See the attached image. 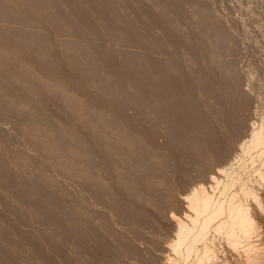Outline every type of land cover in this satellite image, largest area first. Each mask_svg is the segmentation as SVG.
<instances>
[{
	"label": "rangeland",
	"instance_id": "rangeland-1",
	"mask_svg": "<svg viewBox=\"0 0 264 264\" xmlns=\"http://www.w3.org/2000/svg\"><path fill=\"white\" fill-rule=\"evenodd\" d=\"M96 53L123 58L131 68L167 65L159 66L166 70L162 77L170 79L169 87H152L151 92L143 81L147 86L138 95L128 81L138 71L128 75L121 69L129 79L122 81L125 87L111 90L120 82ZM77 63L86 70L80 71ZM61 90L67 93L62 98ZM225 96L233 115L224 112ZM78 98V103L87 101L83 105L89 115L94 112L86 120L93 117L104 126L76 115L71 105ZM151 99L153 106H146ZM160 109L177 121L173 127L182 129L179 142L166 122L158 120ZM215 112L224 113L216 117ZM189 115H196V125L188 129L198 134L190 142H199L204 132L219 134L205 144L211 151L187 148L183 129ZM228 116L234 117L232 122ZM95 126L113 127L121 138L116 132L110 148ZM263 127L264 0H0V264H211L214 259V264H264V151L258 149H264ZM48 134L53 140L46 136L45 143L56 141L51 150L42 139ZM130 149L137 151L134 157ZM218 168L222 178L216 177ZM211 201L225 202L222 207L230 205L232 211L213 218L194 238L189 254H182V248L174 251L170 244L176 241V227L194 235L196 215H207Z\"/></svg>",
	"mask_w": 264,
	"mask_h": 264
},
{
	"label": "bare ground",
	"instance_id": "bare-ground-1",
	"mask_svg": "<svg viewBox=\"0 0 264 264\" xmlns=\"http://www.w3.org/2000/svg\"><path fill=\"white\" fill-rule=\"evenodd\" d=\"M33 1H34V0H33ZM35 2H36V1H35ZM196 9H197V8H196ZM92 16H93V15H92ZM198 16H199V15H198ZM173 17H174V16H173ZM200 17H201V16H200ZM93 18H94V17H93ZM174 18H175V20H176V17H174ZM94 19H95V18H94ZM96 19H98V18H96ZM200 19H201V18H200ZM201 21H203V20H201ZM204 21H205V20H204ZM97 22H98V21H97ZM97 22H96V23H97ZM172 22H175V21L172 20ZM196 22H197V20H196ZM199 22H200V20H199ZM167 24H168V23H167ZM199 24H200V23H199ZM205 26H206V25H205ZM198 27H199V26H198ZM95 28H96V27H95ZM95 28H93V32L95 31ZM199 28H200V27H199ZM203 29H204V27H203L201 30H203ZM91 30H92V29H91ZM196 30H197V29H196ZM205 32H206V31H205ZM203 33H204V32H203ZM197 34H198V37L201 36V32H200V31H199V33H197ZM204 34H205V33H204ZM204 36H205V35H204ZM31 37H32V36H31ZM27 38H28V37H26V39H27ZM201 38H202V37H201ZM204 38H205V37H204ZM28 39H30V38H28ZM24 40H25V39H24ZM31 40H35V41H36V39H33V38H32ZM35 41H32V42H35ZM206 41H207V40H206ZM30 42H31V41H30ZM30 42H28V43H29V44H32V42H31V43H30ZM210 42H211V41H210ZM208 43H209V42H208ZM25 44H26V43H25ZM29 44H28V45H29ZM176 44H178V43H176ZM177 46H178V45H177ZM179 46H180V43H179ZM23 48H25V47H23ZM23 48L21 47L19 51H22L21 49H23ZM27 48H28V47H27ZM17 49H19V48H17ZM13 51H14V50H13ZM17 51H18V50H17ZM19 51H18V52H19ZM24 51L26 52V50H24ZM27 51H28V50H27ZM15 52H16V51H15ZM18 52H16L18 56H19V54H20V55H22V57H23V56L25 57V54H23V53H25V52H22V53L20 52L19 54H18ZM93 52H94V51H93ZM10 53H11V52H10ZM16 53H11V55H13V54L16 55ZM27 53H29V52H27ZM209 53H212V54H210V56H214V53H213V52H210V51H209ZM88 54H89V53H88ZM91 54H93V53H91ZM96 54H98V55L101 56L104 60H106V62H107V66L111 69L110 74H111V75H114V76L117 78V80H118L117 82H120V85L117 84V85H114L113 88L110 87L111 90L114 89V88H115V90H120V89H119L120 86L125 87V86H123L124 84L122 83V81H123V80H126L127 75H126L124 72H122L121 69H122V70H127V71H128V75H130L129 73H132V72H136V71H138L136 74H131V75H132V76H131V80H128L129 78H127V80L132 84V87L135 85L134 87L136 88V91H134L135 89H134L133 91L136 92V94L141 93V92H139V90L141 89V87H144L146 84L148 85L147 88H149V91H151V92H152V87H154L153 89H159V88H160L161 86H163V85H166V86L169 87V84H168V83L170 82V79L168 78V81H167V77H166V75H165V78H164V79H163V77H162V74H165V73H166V70H165V71H161V70H160V68H161L160 66H162V67L165 68V67H167V65H163V64L160 65V64L155 63L156 66H155V65L152 66L151 64H144L143 67H142V66L140 67L139 65L137 66V64H136V65H134V66L136 67V68L134 67V68H135V69H134V68H131V67H133V66L127 64V63L124 61L123 58H119V59L115 58V60H114L113 57L111 58L110 56H107V55L105 56L104 54H101V53H96ZM215 54H216V53H215ZM17 55H16V56H17ZM18 56H17V57H14V59H15V60H17L16 58L19 59L20 56H19V57H18ZM77 56H78V55H77ZM30 57H31V56H30ZM30 57H29V58H30ZM75 57H76V56H75ZM75 57H74V58H75ZM31 58H32V57H31ZM74 58H73V59H74ZM77 58H78V57H77ZM91 58H92V57H91ZM25 59H27V58H25ZM25 59H24V60H25ZM32 59H33V58H32ZM32 59H31V60H32ZM73 59H72V62H73ZM19 60H20V59H19ZM27 60H28V59H27ZM76 60H77L78 62H79V60L81 61V59H79V58L76 59ZM76 60H75V63H76ZM17 61H18V60H17ZM20 61H21V60H20ZM29 61H30V60H29ZM92 61L95 63V60H94L93 58H92ZM115 61H116V62H115ZM31 62L33 63V61H31ZM81 62H82V61H81ZM81 62H79V63L81 64ZM114 62L116 63V65L114 64ZM70 64H71V63H70ZM100 64H101V63H100ZM108 64H109V65H108ZM112 64H113V65H112ZM152 64H154V63H152ZM218 64H219V63H218ZM17 65H18V64H17ZM20 65H21V64H20ZM20 65H19V66H20ZM81 65H82V64H81ZM81 65L78 66V63H77L75 66L80 67V71L86 70V67H85V66H83V67H85V68H84L83 70H81V67H82ZM159 65H160V66H159ZM215 65H216V64H215ZM91 66H92V65H91ZM157 66H159V69L157 68ZM78 67H77V71L79 70ZM88 67H89V65H88ZM220 67H221V65H220ZM17 68H18V67H17ZM40 68L43 69L42 67H40ZM40 68H39V69H40ZM75 68H76V67H75ZM89 68H90V67H89ZM89 68H88L87 70H89ZM93 68H94V67H93ZM93 68H92V69H93ZM217 68H218V67H217ZM35 69H36V68H35ZM41 69H40V70H41ZM220 69H221V68H220ZM43 70H45L47 76H49L48 74H49L50 72H48V70L46 71V69H43ZM43 70H41V72H43ZM93 70H94V69H93ZM218 70H219V69H218ZM97 71H98V70H97ZM97 71H95V72L98 73L99 71H98V72H97ZM219 71H220V70H219ZM30 72H31V71H30ZM35 72H36V71H35ZM47 72H48V73H47ZM220 72H222V71H220ZM37 73H38V71H37ZM43 73H44V72H43ZM43 73H41V75H42ZM83 73H84V72H83ZM85 73H88L89 76H88V75H87V76H88V77H91V76H90L91 71H90V74H89V72H85ZM93 73H94V71H93ZM225 73H226V72H225ZM39 74H40V73H39ZM44 74H45V73H44ZM117 75H118V77H117ZM133 75H134V76H133ZM42 76H43V75H42ZM94 76H96V75H94ZM104 76H105V75H104ZM106 76H107V75H106ZM109 76H110V75H109ZM122 76H126V77H122ZM128 77H130V76H128ZM133 77H135V80H136L135 83L132 82V78H133ZM224 77H225V75H224ZM136 78H137V79H136ZM226 78H227V77H226ZM100 79H101V78H99V80H100ZM103 79H104V77H103ZM105 79H106V78H105ZM112 79H113V78H112ZM133 80H134V79H133ZM93 81H94V80H93ZM100 81H101V80H100ZM100 81H99V82H100ZM103 81H104V80H103ZM143 81H144L146 84H145ZM43 82H44V81H43ZM96 82H97V81H96ZM96 82H95V83H96ZM129 82H128V83H129ZM107 83H108V82H107ZM121 83H122L123 85H122ZM133 83H134V84H133ZM43 84H44V83H43ZM99 84H100V83H99ZM99 84H98V85H99ZM102 84H103V83H102ZM108 84H110V83H108ZM44 85H46V84H44ZM48 85H49V87H50V84H48ZM48 85H46V86H48ZM54 85H55V84H54ZM103 85H105V83H104ZM103 85H102V86H103ZM112 85H113V84H112ZM128 85H130V84H128ZM128 85H127V86H128ZM147 85H146V86H147ZM156 85H158V87H157ZM46 86H45V87H46ZM102 86H100V87H102ZM105 86H106V85H105ZM118 86H119V87H118ZM49 87H48V88H49ZM51 87H52V84H51ZM51 87H50V88H51ZM53 87L56 88V86H53ZM106 87H107V86H106ZM108 87H109V86H108ZM116 87H118V89H117ZM122 87H121V88H122ZM102 88H104V87H102ZM52 89H54V88H52ZM57 89H59L58 86H57ZM106 89H107V88H106ZM143 89H146V88H143ZM55 90H56V89H55ZM103 90H104V89H103ZM107 90H108V89H107ZM122 90H123V89H122ZM205 90H207V86H205ZM58 91H59V90H58ZM61 91L64 92V93H61V95H60L61 98H62V94L64 95V94H67V93H65V91H63V90H61ZM133 91H132V92H133ZM103 92H104V91H103ZM108 92H109V91H108ZM111 92H112V91H111ZM113 92H114V91H113ZM113 92H112V94H114ZM128 92H129V90H128ZM138 95H139V94H138ZM142 95H143V94H142ZM64 96H65V95H64ZM108 96H109V94L107 95V97H108ZM111 96H113V95H111ZM111 96H110V99H111ZM136 96H137V95H136ZM85 97H86V96H85ZM63 98H64V97H63ZM65 98H66V97H65ZM67 98H68V97H67ZM67 98H66V99H67ZM75 98H76V96H75ZM75 98H74V100H75ZM83 98H84V97H83ZM66 99H65V101L68 102V100H66ZM78 99H79V100L76 99L77 101H75V102L72 101V102H74L73 105H71V106L74 108V110H73V108L71 107L72 110L76 113V115H79V116H80L81 120H82V119L86 120V119H88V118H91V117H89V116H90V115L92 116V115L94 114V112H93V114H90V115H89V111H87V109H86V107L88 108V105H87L86 107H84L85 105H83V104H86L87 101H86V103H84V101H83V104H81L82 101L79 102L81 105H83V106L81 107L80 104L78 103V101H80L81 99H80V98H78ZM90 99H91V98H90ZM224 99H225V100H224L223 103L221 102V100H219V102H221L222 104L225 103V105H224L225 107H223V105H222L223 108H226L224 112H226V111H230L229 113L232 112V114H230V115H233L232 104H231V101L229 100V97H228V96H225ZM63 100H64V99H63ZM207 100H208V99H207ZM207 100H206V101H207ZM70 101H71V100H69V103H72V102H70ZM178 101H179V102H177L178 105H181V103H182V99L179 98ZM206 101H205V106H206V104H208V105L210 106V101H212V100L208 101L207 103H206ZM215 101H216V100H215ZM63 102H64V101H63ZM95 102H98V101L95 100ZM151 102H152V99L150 100L149 103H144V104H145L146 106H149V105L151 104ZM213 102H214V101H213ZM103 104H104V103H103ZM142 104H143V103H142ZM95 105H99V104H95ZM151 105H152V104H151ZM208 105H207V106H208ZM215 105H216V104H215ZM100 106H103V105L101 104ZM152 106H153V105H152ZM207 106H206V107H207ZM211 106H212V102H211ZM213 106H214V104H213ZM156 107H157V106H156ZM222 107H221V108H222ZM82 108H83V109H82ZM215 108H216V106H215ZM223 108H222V109H223ZM85 109H86V110H85ZM210 109H211V108H210ZM213 109H214V108H213ZM222 109H221V110H222ZM82 110H83L84 113H85L84 115H86V114L88 113V114L85 116V118H84L83 112H81ZM206 110H207V109H206ZM208 110H209V109H208ZM86 111H87V113H86ZM159 111H160V112H159L158 115H161V111H162V110L160 109ZM212 111H213V110H210L209 113H211V114L213 113V114H214V112H212ZM214 111H216V110L214 109ZM217 112H218V109H217ZM217 112H215V113H217ZM219 112H220V107H219ZM224 112H221V114L224 113ZM226 113H227V112H226ZM217 114H218V113H217ZM217 114H215L214 116L217 117V116L221 115L220 113H219L218 115H217ZM81 115H83V117H81ZM88 115H89V116H88ZM162 115H163V116H160V118H159L158 120L161 121V122H163V123L166 122V124L169 126V128H170L171 131L173 132V136H172V137H178V138H179V137H180L179 134H181L182 129H178V128L175 127V126L173 127V121H174V123L177 122V121H176L175 119L173 120L172 117H170V113H169L168 116H167V114H164L163 111H162ZM87 116H88V118H86ZM164 116H165V117H164ZM221 116H222V115H221ZM221 116H219V117H221ZM195 117H196V115H189V116L187 117L186 121H185V129H183V133H184V139H185V140L187 139V140H186L187 144L190 143V138H191L192 136H194L195 133H196V135H198L196 129H193V130H190V128L188 129V127H189V126L191 127V125H193V126L195 127V125H196ZM200 118H201V116H200ZM212 118H214V117H212ZM225 118H226V117H225ZM225 118H224V120L226 121ZM233 118H234L233 116H231V117L228 116V120H229L230 122H232V119H233ZM94 119H95V118L92 117V119H89V120H91V121H89V120L87 121V120H86V122H89V123L91 122V123H92V121H94L96 124H98L99 122L96 121V120H94ZM160 119H161V120H160ZM165 119H166V120H165ZM168 119H169V120H168ZM221 119H223V118H220L219 120L221 121ZM215 120H216V119H214V121H215ZM219 120H216V121H219ZM202 121H204V120L202 119ZM212 121H213V119H212ZM81 122H82V124H83V121H81ZM86 122H85V125L87 124ZM101 122H104V121H101ZM101 122H100V123H101ZM106 122H107V120H106ZM222 122H223V124H224V121H222ZM89 123H88V126H89ZM100 123H99V125H97V126H100V125H101V126H104V125H102V124H100ZM107 123H108V122H107ZM205 123H206V122H205ZM213 123H215V122H213ZM228 123H229V122L226 121V122H225V125L227 126ZM96 124H94V125H96ZM108 124H110V123H108ZM111 124H112V123H111ZM166 124H165V125H166ZM217 124L219 125L218 122H217ZM223 124H222V125H223ZM231 124H232V123H231ZM91 125H92V124H91ZM105 125H106V124H105ZM218 125L215 124L216 128H217ZM220 125H221V124H220ZM258 125H259V124L255 125V126H258ZM168 126H167V127H168ZM213 126H214V125H213ZM213 126H211V127L213 128ZM215 126H214V129L210 130V129H211V127H210L209 130H210V131H214V130H216ZM255 126H254V124H253V127H255ZM89 127H92V126H89ZM105 127H106V126H105ZM105 127H102V129L99 128V129L101 130V132H100V135H99V134H98V135H99V137H100V136L102 137V136L104 135V138L107 140V141H105V142H107L106 145L108 144V147L111 148V145H109L111 140L109 141V139L112 138V140H115V139L118 137V136H117V133H118L117 131H118V130H117V131L114 130V129L112 130L111 128H113V127H111V128H110V127H109V128H108V127L105 128ZM222 127H223V126H222ZM222 127H221V128H222ZM93 128H94V129H98V128H96V126L93 127ZM103 128H104V129H103ZM221 128H220V130H221ZM225 128H226V127H225ZM255 128H256V127H255ZM255 128H253V129H255ZM263 128H264V127H263ZM33 129H34V128H33ZM33 129L31 130V132L33 131ZM99 129H98L97 132H99ZM110 129L112 130V134H109V132L111 131ZM256 130H257V129H256ZM95 131H96V130H95ZM207 131H208V129H207ZM104 132H105V133H104ZM116 132H117V133H116ZM138 132H139V131H138ZM138 132H136V133H138ZM215 132H216V131H214V133H215ZM224 132H226V131L224 130ZM224 132H223V134L225 135ZM103 133H104V134H103ZM251 133H252V132H251ZM262 133H263V132H262ZM208 134H209V133H205V132H204V133L200 136V138L198 139V140H199V143H201L200 146L203 145V146L205 147V143H207L208 139H211L213 142H215V141H216V138L219 137V134H216V133H215L216 136H213V135L211 136L212 138L209 137ZM98 135H97V136H98ZM118 135H119V133H118ZM250 135H251V134H250ZM258 135H259V133H258ZM258 135H257V137H258ZM46 136H49V134H48V135H45L44 138H45ZM119 136H120V135H119ZM133 136H134V135H133ZM133 136H132V137H133ZM136 136H137V135H136ZM221 136H222V135H221ZM254 136H255V135H254ZM263 136H264V135H263ZM50 137H51V136H49V139H50ZM99 137H98V138H99ZM123 137H124V136H123ZM123 137H122V139H123ZM44 138H42L43 141H44L43 143H45V141L47 140L46 138H45V140H44ZM47 138H48V137H47ZM113 138H114V139H113ZM119 138H121V136H120ZM119 138H118L119 142H122V139H121V141H120ZM51 139L53 140V137H51ZM51 139H50V142H52ZM105 139H104V140H105ZM133 139H134V137H133ZM133 139H132V140H133ZM37 140H38V139H37ZM125 140H126V139H125V137H124V140H123V141L126 143L128 140H127V141H125ZM185 140H184V141H185ZM249 140H251V139H249ZM38 141H40V144L42 143L40 139H39ZM38 141H36V143H37ZM108 141H109V142H108ZM173 141H174V140H173ZM179 141H180V138H179V140H178L177 142H179ZM244 141H245V140H244ZM262 141H264V140H262ZM46 142H47V141H46ZM48 142H49V141H48ZM50 142H49V143H50ZM54 142H55V144H56V141H53V143H51V144H49V143H45V144H47V146H48V144L50 145L49 147H46V148H48V150H49L50 147L52 148V144H54ZM105 142H104V143H105ZM124 142H122V143H120V144H121V145H122V144H125ZM128 142H130V140H129ZM128 142H127V143H128ZM247 142H248V140H247ZM247 142H245V143L243 142V143L246 144ZM257 142H258V141H257ZM181 143H182V144H181V148H182V149H185V147H184V146H185V143H184V144H183V142H181ZM45 144H41V145H45ZM133 144H134V142H133ZM133 144H132V145H133ZM38 145H39V144H38ZM130 145H131V143H130ZM183 145H184V146H183ZM240 145L242 146L243 144H240ZM45 146H46V145H45ZM122 146H123V145H122ZM203 146L200 147V148L203 149L205 152H206V151H207V152L211 151V149H208V150H207V149H205ZM212 146H213V148H215L214 143H213ZM241 146H240V148H241ZM248 146H249V145H248ZM259 146H260V144H259ZM55 147H56V145H55ZM55 147L53 146V149H54ZM58 147H59V148L56 147V149H54V150L57 151L58 149H60V146H58ZM119 147H120V146H119ZM125 147H126V144H125ZM133 147H135V146L133 145ZM133 147H132V148H133ZM244 147H246V146L244 145ZM250 147H251V146H250ZM252 147H254V146H252ZM51 148H50V150H51ZM123 148H124V147H123ZM130 148H131V146H130ZM213 148H212V149H213ZM247 148H248V147H247ZM41 149H42V147H41ZM108 149H109V148H108ZM115 149H116V148H115ZM125 149H126V148H125ZM127 149H128V148H127ZM127 149H126V150H127ZM241 149H242V151L244 150L243 147H242ZM251 149H252V148H251ZM258 149H262L261 152L264 151L263 148H258ZM42 150H47V149H42ZM48 150H47V151H48ZM109 150H111V149H109ZM116 150H118V149H116ZM116 150H115V151H116ZM131 150H132L133 152H132ZM135 150H137V148H136ZM135 150L130 149L131 154H132V153L137 154V153H136L137 151H135ZM185 150H186V149H185ZM198 150H199V149H198ZM55 151H54V154H57V156H58V154H60V152H59V153H56ZM58 151H59V150H58ZM58 151H57V152H58ZM127 151H128V150H127ZM130 151H129V152H130ZM186 151H187V150H186ZM186 151H184V152H186ZM44 152H46V151H44ZM52 152H53V150H52ZM52 152H51V151H50V152L48 151L47 154H48V153L51 154ZM246 152H247V151H246ZM246 152H245V153H246ZM253 152H254V151H253ZM258 152H259V151H258ZM258 152H257V153H258ZM245 153H244V154H245ZM247 153H248V152H247ZM52 154H53V153H52ZM71 154H72V152H71ZM128 154H129V153H128ZM131 154H129V156H130ZM138 154H139V153H138ZM258 154H259V153H258ZM132 155H133V154H132ZM248 155H249V158H250V157H251V156H250L251 154H248ZM49 156H51V155H49ZM59 156H60V158H62V157H61V154H60ZM134 156H135V155H133V157H134ZM138 156H139V155H138ZM140 156H141V155H140ZM153 156H154V155H153ZM245 156H246V154H245ZM255 156H256V155H255ZM54 157H55V156H54ZM133 157L131 156V157H129V159L132 158L131 160H134V159L136 158V157H135V158L133 159ZM240 157H241V156H240ZM253 157H254V155H253ZM259 157H260V156H259ZM263 157H264V155H263ZM51 158H52V160L54 159L52 156H51ZM246 158H247V157H246ZM255 158H256V157H255ZM257 158H258V156H257ZM55 159H56V158H55ZM55 159H54L53 161H56V160H58L59 158L56 159V160H55ZM122 159H123V158H122ZM124 159H126V161H129V159H127V157L124 158ZM260 159H262V158H260ZM67 160H68V159H67ZM243 160H244V159H243ZM252 160H253V158H252ZM59 161H60V160H59ZM59 161H58V162L56 161L57 164L61 163V162H59ZM253 161H254V160H253ZM261 161L263 162L264 159L261 160ZM261 161H260V162H261ZM243 162H244V161H243ZM66 163H70L69 160H68V162L66 161ZM71 163H72V162H71ZM126 163L128 164V162H126ZM129 163H130V162H129ZM131 163H133V161H132ZM243 164H244V163H243ZM243 164H242V165H243ZM263 164H264V163H263ZM65 165H66V164H65ZM68 165H69V164H67V168H68V169L70 168L69 170H73V171H74L75 166L72 165L74 169H71V168H72L71 164L69 165V167H68ZM74 165H76V164H74ZM239 165H240V164H239ZM239 165H238V166H239ZM242 165H241V166H242ZM241 166H239V168H240ZM243 166H244V165H243ZM243 166H242V167H243ZM260 166H261V165H260ZM60 167H61V166H60ZM76 167H78V166H76ZM130 167H131V166H130ZM130 167H129V169H130ZM224 167H225V166H223V168H224ZM227 167H228V166H226V168H227ZM61 168H62V167H61ZM229 168H230V167H229ZM229 168H228V169H229ZM244 168H245V166H244ZM244 168H240V169H244ZM258 168H259V169L261 168L260 171L262 170V167H258ZM62 169H63V168H62ZM64 169H65V168H64ZM64 169H63V170H64ZM68 169L65 170V171H69ZM127 169H128V168H127ZM129 169H128V170H129ZM221 169H222V167L220 166V170H221ZM259 169H258V170H259ZM76 170H77V169H76ZM76 170H75L74 172H77ZM128 170H127V172H128ZM218 170H219V168L217 169V171H218ZM220 170H219V171H220ZM232 170H233V169H232ZM255 170H256V169H254L253 171L255 172ZM82 171H83V170L78 171V173H79V172L81 173ZM84 171H85V170H84ZM219 171L217 172L218 174H219ZM222 171H224V169H223ZM242 171H243V170H242ZM256 171H257V170H256ZM70 172H72V171H70ZM85 172H86V171H85ZM220 172H221V171H220ZM224 172H225V171H224ZM230 172H231V171H230ZM233 172H234V171H232V173H233ZM243 172H244V171H243ZM254 172H253V173H254ZM80 173H79V174H80ZM221 173H222V172H221ZM221 173H220V174H221ZM237 173H238V172H237ZM258 173H259V172H258ZM261 173H263V171H261ZM76 174H77V173H76ZM82 174H84V173L82 172ZM87 174L89 175L88 170H87ZM220 174H219L218 176H216V177H219ZM224 174H225L224 176L227 175L226 172H225ZM240 174H241V173H239V175H240ZM229 175H230V174H229ZM241 175H242V174H241ZM212 176H214V175H212ZM235 176H237V175H235ZM248 176H249V175H248ZM259 176H260V175H259ZM263 176H264V175H263ZM220 177H221V176H220ZM228 177H229V176H228ZM228 177H227V178H228ZM231 177H232V176H231ZM243 177H245V176H243ZM250 177H251V176H250ZM250 177H249V178H250ZM221 178H222V177H221ZM224 178H225L224 180H225V183H226V181L229 180V179H226V177H224ZM233 178H235V177H232V179H233ZM236 178H238V177H236ZM246 178H247V180L249 179V178L247 177V175H246ZM246 178H244V179L242 178V179L245 181ZM263 178H264V177H263ZM214 179H215V178H213V180H214ZM216 179H218V178H216ZM216 179H215V180H216ZM230 179H231V178H230ZM238 179H239V178H238ZM211 180H212V179H211ZM234 180H235V179H234ZM240 180H241V178H240ZM240 180H239V181H240ZM219 181H220V180H219ZM221 181H223V180H221ZM221 181H220V182H221ZM239 181H238V182H239ZM244 181H243V182H244ZM217 182H218V181H217ZM217 182H215V183L217 184ZM243 182L240 181V184L243 183ZM209 183L211 184V182H209ZM221 183H222V182H221ZM235 183H236V182H233V183H231V184H235ZM245 183H250V182H247V181H246V182H244V184H245ZM198 184H199V183H198ZM198 184H197V185H198ZM210 184H208V185H210ZM212 184H214V182H212ZM244 184H243V186H245ZM197 185H196V186H197ZM204 185H205V184H204ZM204 185H203V186H204ZM214 185H215V184H214ZM223 185H224V184H223ZM236 185H237V187H238V189H239V186H240L239 183L236 184ZM241 185H242V184H241ZM246 185H247V184H246ZM249 185H250V184H249ZM249 185H248V186H249ZM196 186H195V187H196ZM200 186H202V185H200ZM203 186H202V188H204ZM206 186H207V185H205V187H206ZM212 186H213V185H212ZM229 186H230V184H229ZM233 186H234V185H233ZM243 186H242V187H243ZM197 187L199 188V185H198ZM208 187H209V186H207V189H208ZM210 187H211V185H210ZM245 187H246V186H245ZM192 188H193V187H192ZM192 188H191V191H190L191 195H192V192H193V189H192ZM198 188H196V189H198ZM223 188H224V187H223ZM223 188H219V187H218V190H220V189L222 190ZM229 188H231V186H230ZM200 189H201V187H200ZM200 189H199V190H200ZM207 189H205V190L207 191ZM212 189H214V187H213ZM236 189H237V188H236ZM240 189H241V188H240ZM246 189H247V188H246ZM214 190H215V189H214ZM223 190H224V189H223ZM223 190H222V191H223ZM233 190H234V189H233ZM248 190H249V189H248ZM251 190H252V189H251ZM195 191H196V190H195ZM197 191H198V190H197ZM230 191H232V190H230ZM234 191H235V190H234ZM237 191H238V190H237ZM243 191H244V189H243ZM252 191H253V190H252ZM209 192H210V191L208 190V193H209ZM211 192H212V191H211ZM211 192H210V193H211ZM217 192H219V191H217ZM226 192H227V190H226ZM228 192H229V191H228ZM232 192H233V191H232ZM241 192H242V190L240 191V193L237 192V193H239L238 196H240V197H238L239 199H240V198H241V199L243 198V197H241V195H240ZM249 192H250V191H249ZM249 192H248V193H249ZM196 193H197V192H196ZM221 193H222V192H221ZM253 193H254V192H253ZM187 194H188V193H187ZM187 194H186V195H187ZM197 194H198V193H197ZM200 194H201V192H200ZM216 194L218 195V193H215L213 196H215ZM223 194H225L224 191H223ZM227 194H228V193H227ZM227 194H226V195H227ZM233 194H236V193H232V194H230V192H229V195H233ZM189 195H190V194H189ZM194 195H195V194H194ZM208 195H209V194H208ZM220 195H221V194H220ZM226 195H225V197H226ZM184 196H185V195H184ZM187 196H188V195H187ZM198 196H199V195H198ZM233 196H234V195H233ZM233 196H232V197H233ZM243 196H244V195H243ZM248 196L250 197V195H248ZM185 197H186V196H185ZM223 197H224V196H223ZM246 197H247V196H246ZM218 198H219V197H218ZM229 198H230V202H232V201H233V198H232V200H231V196H230ZM236 198H237V197H236ZM244 198H245V197H244ZM254 198H255V197H254ZM254 198H253V199H254ZM221 199H222V198H221ZM224 199H225V198H224ZM227 199H228V197H227ZM246 199H247V198H246ZM257 199H258V198H257ZM213 200H214V198H213ZM219 200H220V198H219ZM228 200H229V199H228ZM234 200H235V198H234ZM240 201H241V200H240ZM244 201H245V199H244ZM221 202H222V200H221ZM234 202H236V201H234ZM237 202H238V201H237ZM241 202H242V201H241ZM186 203H188V202H186ZM224 203H225V202H224ZM224 203H223V204H224ZM232 203H233V202H232ZM244 203H245V202H244ZM194 204H195V203H194ZM223 204L219 205V201H218V203H217L216 201H215V202H212V201H211V203L209 204V209H208V214H207V215H205V216H199V215L197 216V215H196L195 221L198 220L199 222H198V225H197V226H196V224L194 225V226H195V229H196V233H195L194 235H192V236H191V231H190L188 228L183 227V226H181V225H180V226H177V227H176V230H177V238H175L176 241H175V243L173 242L174 244H173V243L170 244V246L172 245L171 248H172L174 251H178L179 248H182V252H181L182 254H186V255L189 254V253L191 252V250L193 249V248H192V244H193L194 238L197 237V235H201L202 233H204V231L207 229V227H208V225H209V222H210L213 218L215 219V217H219V216H222V217H223V215L226 216V215L229 214V212L232 211V207H231L230 205H227V206L222 207ZM226 204H227V203H226ZM229 204H230V203H229ZM247 204H248V203H247ZM239 206H240V205H239ZM241 206L243 207V205H241ZM187 207H189L188 204H187ZM233 207L235 208V206H233ZM245 207H246V205H245ZM248 207H249V206H248ZM248 207H247V208H248ZM190 209H191V208H190ZM235 210H236V209H235ZM240 210H241V209H240ZM189 212H190V211H189ZM235 212H236V211H235ZM190 213H191V212H190ZM190 213H189V215H190ZM248 213H249V212H248ZM184 214L186 215L187 213H184ZM233 214H235V213H233ZM233 214H232V215H233ZM230 215H231V214H230ZM172 216H173V215H172ZM186 216H187V215H186ZM248 216H250V215L248 214ZM178 217H179V216H178ZM182 217H183V215H182ZM243 217H244V216H243ZM173 218L177 220V218H176L175 216H173L172 219H173ZM179 218H181V216H180ZM183 218H184V217H183ZM228 218H229V217H228ZM228 218H226V219H228ZM174 219H173V220H174ZM181 219H182V218H181ZM181 219H178V221L181 220ZM217 219H218V218H217ZM184 220H187V221H188V219H186V218H185ZM219 220H220V218H219ZM219 220H218V221H219ZM231 220H232V218H231ZM187 221H185V222L187 223ZM222 221H223V220H221V222H222ZM228 221H229V220H228ZM179 222H180V221H179ZM183 222H184V221H183ZM192 222H193V221H192ZM221 222H220V223H221ZM236 222H238V221L236 220L235 223H236ZM216 223H218V225H219V222L216 221ZM214 224H215V223H214ZM177 225H179V223H177ZM186 225H187V224H186ZM218 225H217V226H218ZM226 225H227V224H226ZM228 225H229V224H228ZM212 226H213V225H212ZM212 226L210 225V227H212ZM219 226H220V225H219ZM221 226H222V225H221ZM188 227H189V225H188ZM214 227H215V226H214ZM177 228H178V229H177ZM218 228H219V227H217V229H218ZM193 229H194V228H193ZM208 229H209V228H208ZM215 229H216V228H214V230H215ZM234 229H236V227H235ZM211 230H212V229H211ZM218 230H219V229H218ZM230 230H231V229H230ZM251 230H252V229H251ZM222 231H224V230H222ZM228 231H229V230H227V233H228ZM220 232H221V231H220ZM235 232H236V231H235ZM215 233H216V232H215ZM236 233H237V232H236ZM205 234H206V232H205ZM205 234H204V235H205ZM235 235H236V234H235ZM242 235H243V233H242ZM248 235H249V234H248ZM225 236H226V234H225ZM227 236H228V235H227ZM238 236H239V235H238ZM240 236H241V234H240ZM240 236H239V237H240ZM175 237H176V236H175ZM208 237H209V236H208ZM228 237H231V236H228ZM233 237H235V236H233ZM239 237H238V238H239ZM241 237H242V236H241ZM243 237H244V236H243ZM209 238H210V237H209ZM206 239L208 240V238H206ZM231 239H232V238H231ZM210 240L212 241V239H209V242H210ZM228 240H229V239H228ZM231 241H232V240H231ZM231 241H230V242H231ZM244 241H245V240H244ZM227 242H228V241H227ZM207 244H208V243H207ZM212 245H213V244H212ZM197 247H198V246H197ZM197 247H196V248H197ZM206 247H207V246H206ZM213 247H214V246H213ZM171 248H170V249H171ZM250 248H251V247H250ZM250 248H248L249 251H250ZM257 249H258V248H257ZM257 249H256V250H257ZM207 250H208V248H207ZM209 250H210V249H209ZM211 250H212V247H211ZM252 250H253V249H252ZM252 250H251V252H252ZM254 250H255V249H254ZM200 251H202V250H200ZM214 251H215V254H216V251H217V250H215V247H214ZM244 251H246V249H245ZM257 251H258V250H257ZM253 252H254V251H253ZM202 253H203V252H202ZM212 253H214V252L212 251ZM246 253H247V251H246ZM248 253H249V252H248ZM248 253H247V256L251 254V253H249V254H248ZM258 253H260V251H259ZM199 254H200V253H199ZM210 254H211V252H210ZM179 255H180V254H179ZM245 255H246V254H244V256H245ZM258 255H259V254H258ZM260 255H261V254H260ZM165 256H166V255H165ZM191 256L193 257L192 254H191ZM216 256H217V255H216ZM252 256H254V254H253ZM252 256H251V257H252ZM179 257H180V256H179ZM181 257H182V255H181ZM183 257H184V255H183ZM183 257H182V259H183ZM218 257H219V256H218ZM165 258H166V257H165ZM196 258H197V257H196ZM207 258H208V257H207ZM211 258H212V257H211ZM215 258H216V257H215ZM245 258H246V257H245ZM167 259H171V258H167ZM203 259H205V258H203ZM216 259H217V258H216ZM171 260H172V259H171ZM177 260H178V259H177ZM195 260H196V259H195ZM209 260H211V259H209ZM168 261H170V260H168ZM257 261H258V259H257ZM178 262H179V261H178ZM185 262H186V261H185ZM188 262H189V261H188ZM203 262H204V261H203ZM214 262H215V259H214ZM214 262H210V263H211V264H212V263L214 264ZM245 262H246V260H245ZM259 262H260V261H259ZM259 262H258V263H259ZM190 263H191V262H190ZM193 263H194V262H193ZM223 263H224V262H223ZM256 263H257V262H256ZM173 264H174V263H173ZM184 264H185V263H184ZM207 264H209V263H207ZM215 264H218V263H215ZM219 264H221V263H219ZM227 264H228V263H227ZM251 264H253V263H251Z\"/></svg>",
	"mask_w": 264,
	"mask_h": 264
},
{
	"label": "water",
	"instance_id": "water-1",
	"mask_svg": "<svg viewBox=\"0 0 264 264\" xmlns=\"http://www.w3.org/2000/svg\"><path fill=\"white\" fill-rule=\"evenodd\" d=\"M185 140V139H184ZM187 140V139H186ZM186 140H185V142H186ZM194 141V142H193ZM191 144H192V146H191ZM206 144V143H205ZM201 144H199V142H197V141H195L194 139H192V141L190 142V144L188 145H186L187 146V148H189V149H195L194 147H198V149H201L200 146ZM204 147V146H203Z\"/></svg>",
	"mask_w": 264,
	"mask_h": 264
}]
</instances>
